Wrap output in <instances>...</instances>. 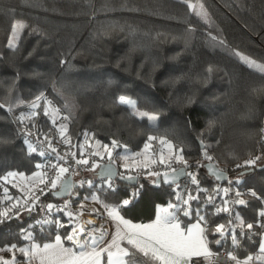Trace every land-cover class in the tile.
Returning a JSON list of instances; mask_svg holds the SVG:
<instances>
[{"label": "trees", "instance_id": "obj_1", "mask_svg": "<svg viewBox=\"0 0 264 264\" xmlns=\"http://www.w3.org/2000/svg\"><path fill=\"white\" fill-rule=\"evenodd\" d=\"M192 2L203 4L207 23L188 7ZM18 19L29 28L22 33L19 48L12 50L7 47V37L11 24ZM102 25H115L117 30L98 40L95 34ZM32 28L38 32L30 34ZM234 51L264 63V0H0V104L5 105L0 108V136L11 140L0 148V209L22 199L21 192L3 176L8 171L28 176L39 170L36 163L43 165L37 153H28L15 117L21 111H30L28 102L45 93L60 108L65 101L74 105L71 113L61 110L65 116H72L65 121L71 144L61 140L51 113L44 115L43 100L35 110L37 115L20 125L41 139L49 136L76 156L85 132L89 133V144L97 139L109 143L117 138L127 144L130 152L142 148L147 135L166 137L177 149H184L190 169L206 190L193 193L200 196V201H192V209L203 205V213H209V228L227 223V213L210 215L215 209L205 204L207 196H214L215 204L220 206L223 199H233L236 191L246 193L251 188L264 195V169L234 168L250 154L262 155L257 165L264 162V141L260 138L264 94H250L253 87L264 86V74L245 65ZM210 65L218 70L206 80L204 70ZM122 93L136 98L142 107H148L145 102L150 101L160 110L155 130L142 128L144 122L130 118L125 108L111 106ZM10 97L25 101L24 106L14 109L15 117L7 112ZM249 108L254 110L250 116L246 115ZM201 141L208 155L225 167L221 171L226 176L241 180L239 185L231 186L227 197L215 193L220 169L210 164L206 169L200 162L205 150ZM94 171L78 173L77 177L90 178L93 184L78 185L75 191L84 197L95 194L99 198L94 213L98 217H102L105 203L113 206L140 184L144 185L145 195L121 211L130 220L149 221L154 218L156 205L176 202L171 185L156 187L151 183L153 179L141 177L135 185L116 180V191L112 192ZM222 182L228 180L224 178ZM5 188L12 200L5 199ZM242 198L249 201V206H235L236 209L246 220L255 219L253 209L260 207L259 201L249 195ZM77 199L78 196L73 199L74 205L81 200ZM55 200L58 199L49 189L34 211L22 212L0 224V247L29 243L20 237V230L29 225H34L31 230L36 242L50 241L57 233L64 239L72 224L61 212L50 220L59 218L67 225L65 228L35 223L43 205ZM178 219L185 225L197 218L193 212L189 217L179 213ZM209 240L213 236L209 235ZM253 241L243 238L237 255L256 254L258 237ZM209 246L214 251L232 247L230 238L222 245ZM15 255L17 259L24 258L18 251Z\"/></svg>", "mask_w": 264, "mask_h": 264}, {"label": "snow or ice", "instance_id": "obj_2", "mask_svg": "<svg viewBox=\"0 0 264 264\" xmlns=\"http://www.w3.org/2000/svg\"><path fill=\"white\" fill-rule=\"evenodd\" d=\"M187 2V0H185ZM188 7L196 10V16L201 18L205 23L208 22V13L204 9L203 4L194 5L188 3ZM29 26L22 20H16L11 24L10 32L7 37V47L12 50H16L20 46L21 35L24 33ZM117 30L115 25H102L101 29L95 34V38L102 40L105 36L111 35ZM38 32V29H30L31 33ZM215 39V37H213ZM223 44L224 41L219 42ZM32 53H29L31 55ZM233 54L249 68H254L258 70L259 73L264 74V63H258L257 61L251 59L250 57L240 53L239 51H234ZM218 69L213 66H208L204 72V79H210L214 71ZM253 96H259L264 94V86H255L250 92ZM58 96L62 97L60 92H57ZM44 101V115H49L51 112L53 116V124L56 123V117L59 115L61 110H67L71 113L72 107L68 102H64L62 108L54 107L53 101L47 99L43 93L35 96V98L28 102L27 107L30 109L29 112L25 113L21 111L18 117H15V121L23 123L26 119L31 120L37 115L35 111L39 108L40 101ZM189 102L191 100L189 99ZM148 107H142L136 98L133 96L122 93L116 96L111 106H121L126 109L127 115L130 118H135L142 124L143 127H147L149 130H155L157 122L160 119V110L150 101H146ZM25 105V101L19 98H9L7 112L12 113L15 108ZM4 104H0V108H4ZM254 110L252 108L248 109L246 115L250 116ZM74 115V114H72ZM72 116H64L63 120L67 121L71 119ZM105 123H109L105 121ZM212 122L210 121L209 124ZM34 126V125H33ZM61 140L65 144H71V138L67 135L68 124H61L58 128ZM260 132L261 141H264V127H261ZM143 135V131L140 133ZM24 139V144L27 145L28 153L37 152L36 146L28 139L32 135L31 132H26ZM85 144L88 143L89 133L85 132ZM91 135H95L94 133ZM44 140L47 141V147L50 149V153L56 154L55 159L57 161L65 160V157L60 156L57 153V149L52 147L51 138L47 135L44 136ZM157 141L161 145V149L158 153L151 152L152 142ZM11 140L7 137L0 136V148L4 147L6 144H10ZM43 146V141L40 142ZM95 145L97 150L90 152L92 157H99L103 160L105 156L110 161L109 165L101 167V165L93 160L91 163L89 159L84 158V144L79 145L81 151L80 159H75L76 153H70L74 159L76 165L89 166L88 170H95L101 168L99 176L101 178L107 177L108 189L112 192L116 191V184L114 177L118 176L121 181L138 182L136 176L125 175L123 172H115L112 170V158L113 150L122 149L123 159L126 161L123 164V168L126 171L150 169L153 165H160L164 167V171L160 170H149L147 172L148 176L155 177L152 180L153 185H159L161 182L164 184H174L180 176L187 175L191 179V183L194 185H199V181L194 173L187 172L188 161L183 155L184 149H177L172 141L166 137H157L155 135H147L146 141L143 144V149L139 152L130 153L127 144L122 143L117 138L110 139L109 143H103L100 140H95ZM91 147V145H89ZM202 149H205L203 155L206 159L211 160L212 157L208 155L206 151V145L201 141ZM102 148L103 151L99 149ZM167 150V155L165 151ZM40 156L49 155L45 151L39 152ZM139 158V159H138ZM262 159V155L252 156L244 160L243 165L237 164V168L246 167L250 169L252 166L257 165V161ZM131 163H127V161ZM173 162L183 163L184 168L176 169L172 167ZM54 171L55 175L52 179L47 180L51 188H56L57 183L61 182V191L66 193H71L73 184L70 180H63L62 178L66 173L70 172L71 166H65V164H50L49 165ZM35 167L41 169L45 167L40 163H36ZM74 175L78 172H73ZM220 175V174H218ZM243 175V174H241ZM20 176L23 178V173L17 171H8L3 179L8 180L9 177ZM47 172H33L30 179L38 178L39 183L43 184L46 182ZM81 186L84 184L92 185V181H80ZM235 183L239 185L241 183L238 177L235 182L229 181V185ZM177 187H179L177 185ZM206 191L197 187V193ZM217 194L220 191L223 192L224 196L227 197L231 192V188L217 189ZM5 199L12 200L11 196L7 195L8 189H4ZM59 195V193H57ZM145 195L144 185L140 184L138 187H134V190L127 193L126 197L121 198L113 206L109 207L108 204H104L107 211L108 217L116 222L115 233L111 235L110 240H106L105 237L109 236L107 231H104L102 226L97 227L92 225V221H85L89 227H85L83 224L72 227L70 232H66L64 239L73 243L76 250L73 248H68L64 246V242L59 233L55 235L53 243H44L42 246L35 243L32 228L34 225H29L27 228H22L20 230V237L23 241L29 242L24 245H19L18 243H11L0 247V251H6L12 253L10 259L0 258V264H20L15 253L18 251L25 259L24 264H33L34 261H38L39 264H214V257L218 256V252H214L210 248V243L216 245H222L225 239L230 238L232 250L227 252V258L233 264H252V261H259L264 264V195L258 194L255 190H248V192L236 191L234 193L233 199H223L222 204L217 206L215 204V197L212 195L207 196L205 204H211L214 207V212L210 213L212 216L219 215L220 213H227L228 219L227 223H218L214 228H209L210 221L206 219L209 213H203V205L198 204L195 209H192V201H200V196L193 195L191 192H187L186 198L176 195V202L173 203L169 201L167 207H158L155 220L147 224H137L133 223L129 219H125L121 215V211L126 209L130 205H134L135 202ZM244 195H249L255 200L259 201L261 207L258 209H253L255 219L246 220L242 213L236 209L235 206H242L247 208L249 206V201L243 199ZM39 197H35L38 200ZM85 200L91 199L92 201H99L96 195H91L90 197H84ZM35 200L31 203L25 197L24 205H20L19 198L16 199L5 210L0 211V224L5 220L12 219L13 216L18 217L21 207L24 211L31 213L35 206ZM70 206V201H65L63 207H58L52 204L46 205V210L51 213L53 208L57 212H62L64 215L69 217V223L77 217L83 215V203L80 204L81 211L78 213H73L67 211ZM172 211H169V210ZM195 212L197 222L191 224L190 226L181 227V223L178 219V214L183 213L185 217H189ZM203 213V214H202ZM91 214V213H90ZM37 225L52 224L55 225L57 229L65 228L67 225L59 218H53L52 220H37L35 222ZM122 226V227H121ZM95 233H99L96 235ZM209 235L213 236V240H209ZM218 236L219 238H216ZM82 237V239H81ZM253 237H258L259 240V252L256 255H247L246 258L241 259L236 254L237 251L242 247L241 241L243 238H247L249 242H254Z\"/></svg>", "mask_w": 264, "mask_h": 264}, {"label": "built area", "instance_id": "obj_3", "mask_svg": "<svg viewBox=\"0 0 264 264\" xmlns=\"http://www.w3.org/2000/svg\"><path fill=\"white\" fill-rule=\"evenodd\" d=\"M43 94H44V96H45L47 99L52 100L47 94H45V93H43ZM52 101H53V100H52ZM53 106H54V107H58V106L55 104L54 101H53ZM11 115H12L13 117H15L14 112H12ZM64 116H65V114L61 111V112L59 113V115L55 118V119H56V123H55V124L57 125V124H60V123H65V120H63V117H64ZM261 127H264V120H263V123H262V126H261ZM17 128H18L19 133L21 134V137H22L23 141H24V139H25V135H24V134H25L26 132H31V133H32V135L29 136L28 139L34 144V146H36V148H37V152H35V153H37L38 155H39V152H40V151H45L46 153H49V155H46V156H43V157L39 155V156L43 159V165H45V167L43 168V169H44V172H47L46 182L43 183V184H40V185H38V186H36V187L30 189V190H28V191L26 192V194L24 195L23 200H22V202L20 203V205H21V206L24 205L25 197H27L28 201L31 203L32 201L35 200V197L38 196L39 199H40V197H41V196H42L47 190L51 189V190L53 191V190H55V189L58 187V185H59L60 182L57 183V187H56V188H51L50 184L47 183V180L52 179V178L54 177V175H55L54 171L52 170V168H51L49 165H50V164L59 163V164H65V166H71V168H70V172H69V173H66V174L64 175V177H66V176H70V177H71V180H72V184H73V182H75L76 184H75V186H73V188H72V192H71V193H68L66 197L61 198V199H58V200H55V201H49V202L45 203V204L43 205V207H42V210H41V212H40V214H39L38 219H39V220H50L52 216H54L55 214H58V213H60V212H57L56 209L53 208L52 212H51V213H48V211L46 210V205H48V204H52V205H55V206H58V207H63L65 201H70V206H69V208L67 209V211H71V212H73L74 214L80 212L81 210L77 209L76 206H74V204H73V199L76 198L77 196H80V197H81V196H82V193H77V192L75 191V188H76L78 185H80V183H79L80 181H89V180L91 181V179H90V178L77 177L78 174L74 175L73 172H78V173H79V172H82V171L88 170L89 166H85V165H76V164L74 163V159H73V157H72L71 154H70V153H73L72 150H71L70 148L65 147V146H60V145L58 144L57 141H51V143H52V147H55V148L57 149V153H58L60 156L65 157V160L57 161V160L55 159V155H56V154H52V153H50V149H48V147H47V143H48L47 141H45L44 139L39 138L36 134H34L31 130H29V129H28L26 126H24V125H20L19 123H17ZM260 129H261V128H260ZM261 135H262V133L260 132V138H261ZM41 141H43V146H41V143H40ZM80 151H81V150H80ZM85 151H86V150H84V158L89 159L90 163H91L93 160H96L99 164L102 163V162H107V161H109L108 158H104L103 160H101V159H99V157H92V156L90 155L89 152H87V151L85 152ZM209 156H210V155H209ZM80 158H81V155H80V152H79V155H77V156L75 157V159H80ZM249 158H250V156H248V157H246L245 159H243V160L237 162L236 164H234V168H236L237 170H241V171H247V170H249V169L246 168V167H241V168H237V167H236L237 164H241V165H243L244 160L249 159ZM201 159H202V161H203L204 163H206L207 165L210 164V165L216 166V167H218V169H220V170H222V169L225 168L223 165H221V164L218 162L217 159H215V158H213V157H212L211 160L206 159L204 156H203ZM112 162H113V160H112ZM114 164H115V166H116L117 172H123L125 175L136 176V177H137V180H139V178H141V177H149V176L147 175V172H148L149 170H160V171H164V170H165L163 166H160V165H153V166H151L150 169H141V170H135V169H134V170H132V171H126V170L123 168V166H120V165H118L117 163H114ZM188 165H189V164H188ZM172 167L177 168L178 166L172 164ZM183 167H185L184 164H183ZM252 167H253V166H252ZM252 167H251V168H252ZM251 168H250V169H251ZM189 171H190V170H189V166H188V168H187V172H189ZM190 173H191V172H190ZM64 177H63V178H64ZM236 179H237V178H236L235 176H234V177H232V176L227 177V176H226V177H225V180H228V182L223 183L222 181H219V180H218V183H217V185L215 186V191H216L217 189H223V188H227V187H230V188H231V186H232V185H235V183H233L232 185H229V181H233V182H235ZM114 180L116 181V179H114ZM104 182L108 185L107 178H104ZM86 184H87V183H86ZM177 185H178L179 187H177ZM171 187H172V190L174 191L175 197H176L177 194H179L180 196L185 197V198H186L187 192H191V193L193 194V193H196V192H197V187L203 189V187H202L200 184H199L198 186L192 184V183H191V179H190V177L187 176V175H183V177H182L181 179H179L176 183L172 184ZM250 189H251V188H248V189L246 190V192H248V190H250ZM251 190H253V189H251ZM215 193L217 194V191H216ZM219 195H220L221 197H225L222 191L219 192ZM39 199H38V200H35V206H34V208H33L32 211H34L35 208H36V206L39 204ZM260 207H261V205H260ZM20 212L26 213L27 211H24L23 208L21 207ZM27 213H29V212H27ZM61 213H62V212H61ZM62 214L64 215V213H62ZM64 216H65V218H66L67 223H69V217H67L66 215H64ZM85 221H89V219L87 220L86 212L83 211V215H81V216H77V217L72 221V223H70V224H72V227L83 224V225L87 228V227H89V226L85 223ZM97 221H98V220L95 218L94 221H92V225H94V222L97 223ZM81 239H82V237H81ZM71 243H72V242H71ZM72 244H73V243H72ZM231 250H232V247H229V248H221V249H219V250H215V251L213 250L214 252H218V256H216V257L213 258V259H214V264H233V262L229 261L228 258H227V252H228V251H231ZM236 254H237V253H236ZM238 257H239V256H238ZM239 258L244 259L243 257H239ZM252 264H261V262L253 260V261H252Z\"/></svg>", "mask_w": 264, "mask_h": 264}, {"label": "rangeland", "instance_id": "obj_4", "mask_svg": "<svg viewBox=\"0 0 264 264\" xmlns=\"http://www.w3.org/2000/svg\"><path fill=\"white\" fill-rule=\"evenodd\" d=\"M191 4H194V3L192 2ZM194 5H195V4H194ZM193 10L196 12V10H198V9H193ZM28 112H29V111H28ZM50 113H51V112H50ZM51 115H52V114H51ZM51 119H52V121H53V116H51ZM61 124H64V123H60V124H57V125L55 124V125L57 126V128H59V126H60ZM84 141H85V140H83L82 143H81V144H84V145H85L84 150H86V151L89 152V153L92 152V151L97 150L95 143H93V144H89V143L85 144ZM89 145H91V147H89ZM161 147H162V146L159 145L157 141H153V142H152V149H150V153H151V152H156V153H158V152L160 151ZM142 149H143V147L140 148L139 150H137V151H133V152H131V153L139 152V151H141ZM99 150H100V151H103L102 148H100ZM86 151H85V152H86ZM164 151H165V155H167V150L165 149ZM123 155H124L123 150H120L119 152H117V149L113 150V158H112L113 163H117L118 165L123 166V164L126 162V161L123 159ZM105 158H107V156H105ZM138 159H139V158H138ZM186 160H187V159H186ZM187 161H188V164L190 165V161H189V160H187ZM200 162H201L202 165H206V163H204V162L202 161V159L200 160ZM127 163H131V161L129 160V161H127ZM173 165H176V166L180 167V166H183V163H175V162H173ZM189 165H188V166H189ZM178 167H177V168H178ZM206 169H207V168H206ZM189 170H190L189 172L194 173V171L191 170L190 167H189ZM38 171H39V172H42V173L44 172V170H41V169H39ZM230 176H231V175H230ZM30 177H32V174H31V175H28V176H26L25 174H23V178H21L20 176L9 177V178H8L9 183H10L11 185H13L16 189H18V190L21 192V194H22V199H21L20 203L22 202L23 197H24V195L26 194V192H27L28 190H30V189H32V188H34V187H36V186H38V185L41 184V183H39L38 178H36V179H30ZM227 177H229V175H228ZM147 178H148V179H153V180H154L155 177H151V176H149V177H147ZM94 195H95V194H94ZM78 199H81V200L79 201V203L75 204L74 206H76L77 209L81 210V209H80V204L83 203V211L86 212L87 215H91V216H93L94 218L97 219L96 215L94 214L95 211H96V207H97V203H96V201H92L91 199H87V200H85L83 195H82L81 197L78 196ZM78 199H77V200H78ZM4 210H5V209H4ZM0 211H3V210L0 209ZM21 213H22V212H20L19 215H21ZM90 213H91V214H90ZM94 225H97V223L94 222ZM258 252H259V251H258ZM258 252H257L256 254H258ZM256 254H254V255H256ZM11 256H12V253H9V252H6V251H0V258L10 259ZM243 258H246V256L243 257ZM18 260L20 261V264H24V259H23V261L20 260V259H18Z\"/></svg>", "mask_w": 264, "mask_h": 264}, {"label": "crops", "instance_id": "obj_5", "mask_svg": "<svg viewBox=\"0 0 264 264\" xmlns=\"http://www.w3.org/2000/svg\"><path fill=\"white\" fill-rule=\"evenodd\" d=\"M130 153H131V152H130ZM158 207H167V205H161V204L156 205V207H155V215H154V218L151 219V220H149V221H145V222L133 221V220H131V221H132L133 223H137V224H140V223L147 224V223H151V222H153V221L155 220V216H156V213H157ZM169 211H172V210L170 209ZM121 215H122V214H121ZM122 216H123V215H122ZM96 217H97V220H98V221H97V225H94V226H97V227H101V226H102L103 230H104V231H107V232L109 233V236L105 237V239H106V240H110L111 235L115 233V230H116V222H115V221H112V220L108 217L106 209H104V212H103L102 217H98V216H96ZM124 218H125V219H129V218L125 217V216H124ZM129 220H130V219H129ZM179 221H180V220H179ZM196 222H197V219H195V220H193V221H191V222H188V223H186L185 225H183L181 222H180V223H181V227L183 228V227H186V226H190L191 224L196 223ZM121 227H122V226H121ZM95 234L98 235L99 233H95ZM61 237H62V236H61ZM54 239H55V236H54V238H53L52 240H50V241H45V242H40V243L35 241V243L40 244V245L42 246L44 243H53V242H54ZM62 240H63V242H64V246H65V247L73 248L74 250H76L75 247H74V245H73L70 241H68V242H67V241H64L63 238H62ZM23 259H25V258H23ZM23 259H20V260L23 261ZM33 264H39V262H38V261H34Z\"/></svg>", "mask_w": 264, "mask_h": 264}, {"label": "water", "instance_id": "obj_6", "mask_svg": "<svg viewBox=\"0 0 264 264\" xmlns=\"http://www.w3.org/2000/svg\"><path fill=\"white\" fill-rule=\"evenodd\" d=\"M200 145H201V143H200ZM109 164H110V161L100 163L101 167L106 166V165H109ZM111 164H112V170L115 171V172H117V169H116L115 164H114L113 162H111ZM180 168H184V167H183V166H180V167H178V168H176V169H180ZM206 168H207V169L209 168L207 164H206ZM254 168H255L256 170L264 169V162L261 163V164H259V165H256L255 167H252V168L249 169V170H253ZM100 171H101V168H97V169H95L94 173H95L96 178H97V179H104V178H107V177L101 178V177L99 176V172H100ZM216 174H217V176H218L219 181H222V179H224V178L226 177V172L221 171V170L217 171ZM218 174H220V175H218ZM182 177H183V176H180V177L177 179V181H178L179 179H181ZM62 179H63V180H70V181L72 182L70 176H66V177H64V178H62ZM114 179H116V180L119 181V182H122V183L128 184V185H135V184L137 183V182H135V181H134V182H131V183H129V182H127V181H121V180L119 179L118 176L114 177ZM154 179H156V178H154ZM137 181H138V180H137ZM177 181H176V182H177ZM75 184H76V183L73 182V186H75ZM152 185H153V184H152ZM160 185L169 186L168 184H164V183H162V182H161L158 186H160ZM171 185H172V184H171ZM153 186L158 187L157 185H153ZM57 193H59V195H57ZM67 194H68V193L61 191V182L59 183L58 187H57L55 190L52 191V195H53L55 198H57V199L64 198V197L67 196Z\"/></svg>", "mask_w": 264, "mask_h": 264}, {"label": "bare ground", "instance_id": "obj_7", "mask_svg": "<svg viewBox=\"0 0 264 264\" xmlns=\"http://www.w3.org/2000/svg\"><path fill=\"white\" fill-rule=\"evenodd\" d=\"M86 216H87V220L89 219V220H91V221H94V219H95V218H94L93 216H91V215H87V214H86Z\"/></svg>", "mask_w": 264, "mask_h": 264}]
</instances>
